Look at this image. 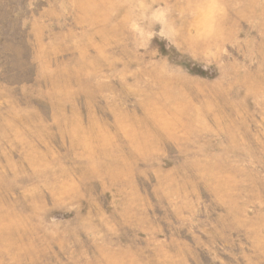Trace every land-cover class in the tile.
<instances>
[{"label": "rangeland", "instance_id": "1", "mask_svg": "<svg viewBox=\"0 0 264 264\" xmlns=\"http://www.w3.org/2000/svg\"><path fill=\"white\" fill-rule=\"evenodd\" d=\"M156 2L0 0V264H264V0Z\"/></svg>", "mask_w": 264, "mask_h": 264}, {"label": "clouds", "instance_id": "2", "mask_svg": "<svg viewBox=\"0 0 264 264\" xmlns=\"http://www.w3.org/2000/svg\"><path fill=\"white\" fill-rule=\"evenodd\" d=\"M129 2L133 7L126 14L125 23L137 47H148L154 37L171 43L178 36L179 29L172 19L173 10L167 2H156V0H129ZM190 11L192 14L211 19L214 15L221 14L223 8L218 3H212L207 7L197 5ZM211 32L212 25L209 24L208 34Z\"/></svg>", "mask_w": 264, "mask_h": 264}]
</instances>
